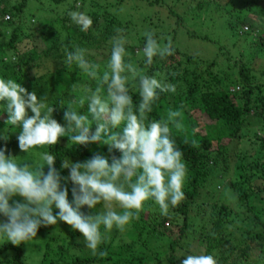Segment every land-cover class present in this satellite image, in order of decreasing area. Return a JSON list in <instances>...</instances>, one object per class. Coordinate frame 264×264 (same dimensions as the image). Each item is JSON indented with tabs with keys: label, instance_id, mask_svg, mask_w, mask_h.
I'll list each match as a JSON object with an SVG mask.
<instances>
[{
	"label": "trees",
	"instance_id": "obj_1",
	"mask_svg": "<svg viewBox=\"0 0 264 264\" xmlns=\"http://www.w3.org/2000/svg\"><path fill=\"white\" fill-rule=\"evenodd\" d=\"M142 1L151 7L160 2L163 3V0ZM219 1L201 0L197 8L204 11L202 15L205 18L208 15L214 18L219 15L220 19L228 14L226 20L230 31L228 38L234 31L242 39L246 35L244 41H251L252 37H258L256 45H253L249 53L243 52L236 55L233 52L234 47L231 51L222 47L218 52L214 51L213 59L203 60L192 53L181 51L174 43L178 41V35H181L184 24L180 23L181 17L172 9L169 14L180 17V21L175 22L173 39L170 41L166 39L165 42L172 44L174 53L163 60L154 58V63L145 67L142 52L145 38H140L137 33L133 32L131 22L117 19L115 15H111L106 8L98 4L91 12L82 9L83 13L91 17L92 25L87 31H81L79 26L68 18L58 21L61 24L59 28L51 22L43 23L37 12H34L29 20L37 18L40 24L36 28H31L30 21L26 20L30 0H0V54L4 58H9L15 66L20 67L17 74H13L11 78L22 85L36 82L35 93L38 99L44 98L47 90L52 93L56 92L63 79L70 74L76 72L80 74L83 81L80 82L79 91L72 89V96L67 99L56 96L51 98V106L54 108L53 118L63 125L66 123L64 112L67 110V104H71L79 112H86L87 102L84 106H80L76 101L83 95L84 86L94 89L99 83L98 77L90 81L88 75L77 69L75 65L64 63L65 50L76 46L87 49L89 59L100 65V72H103V66L110 55L111 38L117 34V29H122V34L127 37L128 41L126 44L129 52L128 60L144 69L149 75L155 74L165 85L175 86L174 92L160 93L159 99L153 105V111L147 114V119L166 118L170 109L181 112L182 127L180 129L172 127L171 135L183 152V159L187 165V179L183 187L184 199L174 207L173 211L168 209L167 213L162 215H159L161 212H152L155 202L147 201L139 213V218L132 222L135 232L133 238L145 246L148 238L159 233L157 227L165 226L167 221H171L172 224L181 223V240L186 239L189 234H197V237L201 238V247L205 248L204 253L214 256L220 253L222 245L226 243L231 245L225 237V232L229 224L233 223L235 208L245 206L249 212L253 213V217L246 219L244 234L240 242L231 245L227 256H221L217 264H251L254 260L260 263L264 260V137L258 132L250 137L247 130L257 125L264 133V81H260L257 76L259 74L260 78L264 79V70L259 73L255 66L257 60L261 56L264 57V28L259 29L255 36L253 31L255 26L250 24L247 29H252L253 32L250 31V34L248 30L245 33L244 18L239 16L240 19L237 21L235 19L236 14L239 12L243 14L244 11L239 10L237 6L230 12L224 11L229 9V5L225 7ZM241 1L244 3V0ZM205 4L207 7L203 9ZM247 6L248 10L255 14L264 11V7L260 5ZM200 13L197 14L202 17ZM198 16L194 17V20L202 25L203 21ZM166 26L168 28L170 23ZM181 26H183L182 29H180ZM187 29L188 37L191 39L203 38L211 44L216 42L208 35L202 37L199 29L193 31ZM132 35L137 41L132 40L130 37ZM161 35L163 37V34ZM23 44L25 45L24 51ZM42 46H45V49ZM136 54H141L143 58L135 60L138 59ZM13 55L17 57L15 61L11 60ZM42 63H50L55 67L54 71L49 69L42 74L38 71L37 74L31 75L30 71L38 67L41 69ZM26 66L28 69L25 68ZM217 68H229V70L221 76L216 73ZM234 75L238 76L236 82L229 80ZM131 94L134 101L138 100L135 88L131 90ZM4 114L7 115L6 112ZM197 114L201 117L206 116L208 122L197 121ZM186 122L192 123V132L184 128L183 125ZM242 139L246 140L249 146L239 152L238 144ZM16 144H18L17 139L8 138L0 144V148L6 150V155L15 157L16 150L13 151V148H18ZM68 144V138L63 137L56 145L49 146L47 149L57 154L54 167L59 172H64L61 168L62 157L72 162H83L97 153L108 156L109 159L111 155L117 157L120 155L115 150L110 154L106 145L90 144L71 149ZM18 161L31 162V157L20 155ZM232 162L242 173L241 179L237 182L227 179ZM221 190L229 192L237 199L235 207L221 202ZM205 191L208 201L203 198ZM71 199L70 193L69 200ZM193 209L200 210L202 213L210 209L209 221L196 224L195 217L200 216L201 212L193 215ZM82 210L86 215L95 211L87 208ZM64 225L62 227H66V231L60 230L59 234L51 240L53 244L48 243L46 246L41 264H110L111 261H115L114 257L109 254V245L105 243L103 244L105 247L103 256L79 257L71 254L72 249L75 248V239L82 234L74 231L71 226L65 223ZM145 232L148 238L144 237ZM179 242L171 243L172 256L168 258V264H176L173 258ZM22 247L23 244L14 246L6 243L0 248V258L2 257L0 264H25ZM12 250L16 252L13 257L3 258ZM127 253L129 249L123 248L119 255ZM134 260V257L129 258L124 264H130ZM117 262L121 264L119 260ZM157 264H162V259H159Z\"/></svg>",
	"mask_w": 264,
	"mask_h": 264
},
{
	"label": "clouds",
	"instance_id": "obj_2",
	"mask_svg": "<svg viewBox=\"0 0 264 264\" xmlns=\"http://www.w3.org/2000/svg\"><path fill=\"white\" fill-rule=\"evenodd\" d=\"M69 15L81 31L92 25L91 17L83 12ZM122 32L117 29L111 38L103 72L89 59L87 49L76 46L65 50L64 63L75 65L90 79L98 77L99 83L94 89L84 86L76 101L80 106L87 102L86 112L67 104L63 125L53 118L54 108L46 99H38L17 80L0 74V115L6 112V125L13 131L19 128V149L25 154L37 153L34 162L20 163L0 148V245H27L41 226L62 221L82 234L86 249L103 256L106 234L130 226L147 201L155 202L166 214L184 199L187 165L171 135L172 127H182L181 112L170 109L166 118L147 119L160 93L174 92L175 86L165 85L155 74L149 75L128 60V41ZM143 35L145 67L151 66L154 58L173 55L170 42L159 43L151 31ZM16 59L11 56L12 61ZM133 88L138 93L135 101ZM73 90L80 89L74 84ZM63 137L68 138L71 149L99 144L106 145L110 154L115 150L120 155L109 159L97 153L83 162L62 157L61 168L68 170V176L62 177L54 167L57 154L39 147L56 145ZM7 139L6 134H0V141ZM69 181L73 186L71 201ZM97 205L101 208L95 215L82 212L84 208L96 210ZM181 264H217V260L210 254L193 253L184 255Z\"/></svg>",
	"mask_w": 264,
	"mask_h": 264
},
{
	"label": "rangeland",
	"instance_id": "obj_3",
	"mask_svg": "<svg viewBox=\"0 0 264 264\" xmlns=\"http://www.w3.org/2000/svg\"><path fill=\"white\" fill-rule=\"evenodd\" d=\"M154 2V0H150ZM199 2L201 0H163V3L160 2L156 6H149L148 3L142 1V0H30L29 7L27 10V17L26 20L29 22L31 15L35 12L39 13L40 21L41 22H51L56 25V28L61 27L60 22L63 18H70L69 13L72 11L76 12H82L84 11H93L94 7L98 4L101 7H104L108 10V12L111 15H115L117 19L121 21H128L131 22V29L134 33H137V36L142 38L144 37V33L151 31L155 37L158 39V42L161 44L167 43L165 42L166 39L168 41L173 39L174 35V27L176 20L180 21L181 17V24H184V28H189L192 31L195 29H199L200 35L202 37L208 35L211 37L214 41H216L214 44H211L210 42H207L206 40L201 39H191L186 31V29L183 28L181 35H178V41L175 44L177 48H179L181 51H187L189 53H192L200 59L203 60H211L213 57H215V52L219 51V48L227 49V51H231L233 48V52L236 55L242 54L243 52L246 54L251 51V48H253V45H256V41L258 37H252L251 41H244L243 39L246 38V35L243 36V39L239 37V35L234 31L231 32L227 28L226 20L228 18V14L223 15L219 19V15H216L218 17H212L211 15H208L206 18L204 17L202 10H199L197 8ZM221 4L228 6L229 9L224 10L230 12L232 9H235L237 6L239 10L244 11L242 13L236 14V21L237 19H240V17H243L244 19V31L245 33L248 32L249 29H247L250 24H253L255 27L253 28L254 35L256 36L258 34L259 29L264 28V11L260 14H255L253 11L248 10L247 5H260V7H264V0H244V3L241 0H220ZM166 5V6H165ZM206 4L203 7L206 8ZM174 10L175 13H177L180 17L177 18L170 15L169 12L171 10ZM198 12L200 13V16H198ZM214 12V11H212ZM226 12V13H228ZM253 12V13H252ZM199 17L203 22L202 25L196 20H194V17ZM240 16V17H239ZM197 18V20L199 19ZM61 19V20H60ZM242 19V18H241ZM213 22V23H212ZM31 23V24H30ZM31 28L38 27V24H40L39 20L35 18V20L30 21ZM170 23V26L167 28V24ZM22 26V25H21ZM183 26L180 27L182 29ZM246 27V28H245ZM165 28V29H164ZM188 30V29H187ZM181 31V30H180ZM253 32L252 29L249 30V33ZM257 32V33H256ZM158 33V34H156ZM163 34V37L161 34ZM233 33V34H232ZM256 33V34H255ZM251 34V33H250ZM132 40H134V36H130ZM250 39V38H249ZM134 41H137L135 39ZM254 42V43H253ZM244 44V45H243ZM236 45V46H235ZM23 51L25 50V45L22 46ZM45 49V46H42ZM246 47V48H245ZM235 49V50H234ZM224 52V51H223ZM223 56V55H222ZM224 57V56H223ZM135 60L142 59L141 54H136ZM252 58V57H250ZM219 60V59H218ZM221 62V60H219ZM4 63V64H3ZM256 68L259 70V73L261 70H264V57L261 56L257 60V64H255ZM25 68L28 69V66ZM34 68L30 71L31 75H35L38 73V71L42 74L46 70L51 69L54 71L53 65L50 63H42L41 69ZM20 70L19 66H15L13 63L10 62L9 58H4L0 54V74L6 75V76H12L13 74H17V72ZM229 68H217L215 71L216 73H219L221 76L225 75L226 71H228ZM258 72V71H257ZM262 73V72H261ZM257 74V73H256ZM260 81H264V79L260 78L259 74H257ZM89 78V77H88ZM238 76L234 75L229 80H232L234 82L237 81ZM63 79V78H62ZM90 79V78H89ZM24 80V79H23ZM25 81V80H24ZM83 81V78L80 76L79 73L70 74L69 76L65 77L63 81L60 84V87L57 88L56 92L52 93L51 91L47 90L45 93L46 96L44 99H46L50 106H51V98L54 96L56 97H64L69 98L72 96V89L73 85L75 84L77 87H80V82ZM92 81V79H90ZM35 83H24L22 85L26 88L27 91L31 90V92L36 91ZM26 84V86H25ZM44 96V95H43ZM28 112V115L31 114L30 110H26ZM201 115V114H200ZM7 120V115L2 114L0 115V134H6L8 138L11 139H17L19 135V128L14 129L13 131L11 128H9L4 121ZM197 121H200L202 123H207L208 119L206 116H199L197 114ZM184 128L187 131H191V122H186L184 125ZM250 137H253L255 132L260 133V136L264 137L263 131L260 130V127L255 125L251 127L249 130H247ZM246 139V138H244ZM249 141V140H248ZM3 141H0V144H2ZM18 146V144H16ZM249 146L248 143H246V140L243 141V139L238 144V151L245 150ZM49 146H40L39 150L44 151L47 150ZM15 151V154L17 157V160L20 159V155L27 156L28 158L31 157V162H34L37 158V153L32 152L30 154L23 153L19 147L13 148V151ZM20 162V161H18ZM20 163H30L29 161L26 162H20ZM235 163L232 162V167L229 170V174L227 175V179L232 182H237L241 179L242 173L239 172L236 167ZM62 177L68 176V170L64 169V172H60ZM228 181V182H229ZM63 182V181H62ZM69 194L71 193L72 184L69 181L67 184ZM208 196V195H207ZM220 199L221 202L227 205H231L232 207H235V204L237 202V199L234 198L229 192H224L221 190L220 193ZM204 199L208 201V197H206V191L204 192ZM16 199H19L18 197ZM101 208V205H97V208L94 212H91L92 215H95L96 212H98ZM174 207H169L170 211H173ZM117 211H120V209H116ZM54 209V214H55ZM193 215L196 213L201 212L200 210L193 209ZM82 212H84L82 210ZM152 212H161L159 206L155 203L154 207L152 209ZM161 212L159 215H162ZM211 216V210L206 209L204 213L201 212L200 216L195 217L196 224H201L209 221ZM253 217V213L249 212L247 210V207L242 208H235L234 216H233V223L227 227V230L225 232V237L227 241H230L231 245L238 244L242 238V234H244L243 228L245 226V221L247 218ZM202 219V220H201ZM201 220V221H199ZM64 222L58 221L56 225H49V226H41V230L37 233L35 239L32 241H29L27 245H23L22 250L24 254V262L25 264H41L42 258L44 254V250L46 249V246L48 243H52L51 240L55 235L59 234V231H66V227L63 228ZM181 223L172 224L171 221H167L165 223V226H159L157 227L159 233H155V236L152 238H148L147 233H144V237L148 238L146 245L140 241H136L135 238H133V234L135 233L133 231V225L131 223L130 226L126 227L123 231H118L116 229L111 230L108 234H106L105 237V244L108 246L109 254L114 257L115 261H111L110 264H118L117 260L121 264H124L127 259H131L132 257L135 258V260L130 262V264H157L159 259H162V264H168V258L172 256V251L170 248L171 243L173 242H179L177 250L174 254V261L176 264H181V261L183 259L184 255L193 254V253H200L205 254V248L201 247L200 244V237H197V234H189L186 239L181 240V231H180ZM136 242H135V241ZM3 243V242H0ZM67 244V242H65ZM75 248L72 249L71 254L79 256V257H94V256H101L99 254V251L94 255L91 250L86 249V245L84 243L83 236H78L75 239ZM6 244V243H5ZM5 244L0 245V248H2ZM10 244V243H9ZM53 244V243H52ZM105 245V246H106ZM231 245H228L227 243L222 245L221 251L219 254L214 255L216 260H220L221 256H227V251L229 250V247ZM102 250H105V247L102 245ZM126 248L129 249V253L126 255H119V252ZM145 252V253H144ZM144 253V254H143ZM16 254L15 251H9L6 253L3 258H11ZM140 257V259H138ZM2 259V257L0 258ZM258 261L254 260L251 264H263L264 260L260 263H257Z\"/></svg>",
	"mask_w": 264,
	"mask_h": 264
}]
</instances>
